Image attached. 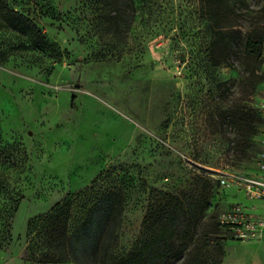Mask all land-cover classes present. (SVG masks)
<instances>
[{
  "label": "rangeland",
  "instance_id": "374dc122",
  "mask_svg": "<svg viewBox=\"0 0 264 264\" xmlns=\"http://www.w3.org/2000/svg\"><path fill=\"white\" fill-rule=\"evenodd\" d=\"M16 1L39 4L31 14L49 46L9 50L19 39L0 30V264H42L28 223L71 193H86L78 219L103 193L122 192L123 256L150 239L146 219L161 204L182 199L198 214L206 186L207 215L182 217L163 264H264L255 241L204 239L211 215L248 200L236 185L256 168L259 137L249 122L238 136L228 112L264 99V60L253 83L244 54L264 0L222 2L240 35L220 66L210 58L218 15L205 0H126L119 24L112 0Z\"/></svg>",
  "mask_w": 264,
  "mask_h": 264
},
{
  "label": "trees",
  "instance_id": "16d2710c",
  "mask_svg": "<svg viewBox=\"0 0 264 264\" xmlns=\"http://www.w3.org/2000/svg\"><path fill=\"white\" fill-rule=\"evenodd\" d=\"M124 1L126 0H112L113 13L118 24L122 16L127 13V5L123 4ZM223 1L205 0L212 13L218 15L212 26L215 38L211 46L210 58L214 66H220L229 59L230 51L240 35L235 29L237 24L224 16ZM18 5L16 0H0V30L10 32L19 39L17 44L10 43L7 49L48 47L47 33L31 14L38 9L39 4L35 7L25 5L19 7ZM43 7L44 5H41V11ZM260 13L261 16L255 18L254 27L244 41V54L252 60L251 64L245 65V69L252 77L253 83L262 78L258 71L262 63L261 50L264 45V6ZM4 52L0 54L1 57ZM1 57L0 60H2ZM228 116L238 136L242 134L246 122H249L251 135L258 137L263 119L257 107L253 110H245L236 106L229 110ZM97 182L98 179H95L94 184ZM207 188L208 186L198 200V214L192 211V202L185 203L182 199L171 206L167 203L161 204L158 209L153 210L146 219L147 228L151 232L150 239L137 251L133 250L123 256H117L114 252L126 204V198L122 192L109 190L103 193L84 210L78 219L75 215V207L81 196L86 193L83 191L71 193L62 202L56 204L50 212L29 221V248L33 256L32 261L53 264L69 258L76 264H163L173 251V240L182 217L186 219L189 213L197 218L207 215L209 211ZM210 219L212 223L205 225V240L209 239L207 235L210 233L226 231L216 215H211ZM37 241L42 243L38 244ZM186 249L187 245L177 252V257L186 255Z\"/></svg>",
  "mask_w": 264,
  "mask_h": 264
},
{
  "label": "built area",
  "instance_id": "2783aa9c",
  "mask_svg": "<svg viewBox=\"0 0 264 264\" xmlns=\"http://www.w3.org/2000/svg\"><path fill=\"white\" fill-rule=\"evenodd\" d=\"M261 50V60H264V45ZM257 111L263 119L258 134L260 150L257 153L256 168L245 174L236 187L244 192L248 200L264 201V99L257 105ZM251 208L255 209V206ZM218 220L223 228L238 240H254L264 236V214H258L242 203H234L229 210L221 212Z\"/></svg>",
  "mask_w": 264,
  "mask_h": 264
},
{
  "label": "crops",
  "instance_id": "0c3cea01",
  "mask_svg": "<svg viewBox=\"0 0 264 264\" xmlns=\"http://www.w3.org/2000/svg\"><path fill=\"white\" fill-rule=\"evenodd\" d=\"M238 203H242L243 205H246L248 207H250L251 210H253L254 212H257L258 214H264V201L262 200H243L242 202H238ZM252 206H255L254 208H251ZM249 241H255L257 242V249L259 251L260 254H262V256H264V236L260 239H254V240H249ZM20 264H27L26 262L22 261L20 262Z\"/></svg>",
  "mask_w": 264,
  "mask_h": 264
}]
</instances>
